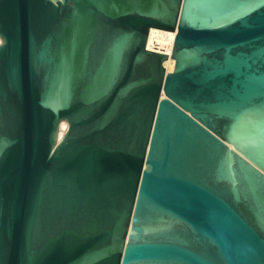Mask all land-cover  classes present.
Listing matches in <instances>:
<instances>
[{"label": "water", "instance_id": "1", "mask_svg": "<svg viewBox=\"0 0 264 264\" xmlns=\"http://www.w3.org/2000/svg\"><path fill=\"white\" fill-rule=\"evenodd\" d=\"M0 264H264V0H0Z\"/></svg>", "mask_w": 264, "mask_h": 264}, {"label": "bare ground", "instance_id": "2", "mask_svg": "<svg viewBox=\"0 0 264 264\" xmlns=\"http://www.w3.org/2000/svg\"><path fill=\"white\" fill-rule=\"evenodd\" d=\"M176 31L152 27L148 37V49L169 54L166 64L167 71H173L175 59L171 57Z\"/></svg>", "mask_w": 264, "mask_h": 264}, {"label": "built area", "instance_id": "3", "mask_svg": "<svg viewBox=\"0 0 264 264\" xmlns=\"http://www.w3.org/2000/svg\"><path fill=\"white\" fill-rule=\"evenodd\" d=\"M147 48H148V41H147ZM150 50V49H149ZM158 52V51H157ZM160 53H162V52H160ZM164 54H166V53H164Z\"/></svg>", "mask_w": 264, "mask_h": 264}]
</instances>
